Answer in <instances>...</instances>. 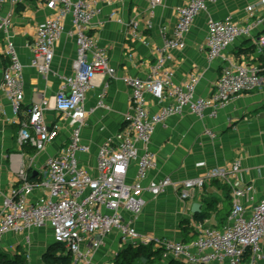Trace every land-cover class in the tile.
<instances>
[{
	"label": "built area",
	"instance_id": "obj_1",
	"mask_svg": "<svg viewBox=\"0 0 264 264\" xmlns=\"http://www.w3.org/2000/svg\"><path fill=\"white\" fill-rule=\"evenodd\" d=\"M20 1L0 0V31L5 38L4 53L8 58V65L2 73V87L14 115L19 114L24 100V66L9 32L12 15L10 12L3 14L2 8L7 3L15 5ZM121 1L45 0L52 15L36 27L30 44L32 56L29 65L42 76L49 74L54 44L61 37L64 22L68 19L73 27L76 54L72 73L62 77V84L52 96V102L68 121L71 129L69 143L59 154L46 158L37 182L28 183L26 171L21 168L17 177L23 183L22 188H11L6 195L0 192V243L8 233L21 235L22 247L25 248L23 253L28 259L30 231L49 228L52 241L70 255L71 264H93V254L102 245L103 238L117 232L122 243L153 247L181 264H264V197L250 209L243 204V198L253 191L252 184L231 189L232 206L222 229L199 226L193 240H174L141 233L132 222L146 204L145 192L157 196L173 184L168 177L154 184H143L148 170L156 164L155 153L147 148L156 126L164 127L170 116L185 111L198 118H214L218 109L231 98L261 86L263 77L259 69L250 63L230 60L226 51L237 39L249 38L255 53L262 54L264 15L257 7L264 5V0L257 5H247L249 19L245 23H239L231 16L208 18L207 59H221L224 66L207 97L196 94L198 74L191 73L176 83L173 70L165 66V60L169 50L185 47L184 37L194 19L216 0H187L176 8L172 34L164 38L163 47L158 51L148 76L121 77L131 93L129 110L124 114L121 128L98 148L95 172L91 174L78 159L80 153L89 151V146L81 139V128L88 113L84 100L94 76L114 77L116 69L109 63L104 49L96 45L89 28L93 18L100 13L102 3ZM162 1L148 0L150 17L153 8ZM138 26L136 20L128 22L134 38L138 37ZM147 26H151L150 20ZM147 95L160 102L153 113L149 111ZM49 102L42 99L30 105L28 115L18 130L20 146L30 145L42 151L57 137L60 125L47 124L44 116ZM205 133L213 138L216 136L209 129ZM137 143L144 146L142 151H139ZM204 164L203 161L198 163L199 166ZM132 165L135 173L131 178L129 170ZM239 170L240 162L236 160L229 166L210 168L204 175L184 179L178 184V197L188 199L193 190L201 189L211 179L228 183ZM35 187L42 191L43 196L29 200L27 192ZM124 213L131 219H126Z\"/></svg>",
	"mask_w": 264,
	"mask_h": 264
},
{
	"label": "crops",
	"instance_id": "obj_2",
	"mask_svg": "<svg viewBox=\"0 0 264 264\" xmlns=\"http://www.w3.org/2000/svg\"><path fill=\"white\" fill-rule=\"evenodd\" d=\"M187 0H163L149 15L148 0H122L117 3H102L101 11L90 24L89 34L97 46L104 49L109 63L116 69L114 77L94 76L84 100L87 115L81 128L82 142L89 151L80 153V164L91 174L95 172L96 153L100 145L112 137L122 126L124 114L129 110L131 93L121 77L130 75L145 78L150 73L158 51L163 47L164 38L172 34L178 6ZM260 0H216L208 5L206 11L199 13L184 37L183 49H171L165 60V66L172 68L173 80L182 82L191 73L199 76L196 94L207 97L214 88L224 62L221 59H207L206 35L208 18L231 16L239 23L249 19L247 5L258 4ZM264 15V5L257 7ZM10 12L12 25L10 34L23 64L24 100L18 115H14L5 91L2 87V73L8 65L4 53L5 38L0 31V192L9 193L11 188H22L23 183L17 177L19 169L26 171L28 183L39 179L40 170L48 156L57 155L67 146L70 126L63 113L54 108L52 96L59 90L62 77L72 73L75 59V38L73 27L67 19L61 37L55 42L54 56L49 74L42 76L29 65L32 56L30 44L39 23L52 15L45 0H21L15 5L9 3L2 13ZM114 13L113 15H111ZM130 20L138 22V37H132L128 27ZM151 26H147V21ZM227 56L232 61L250 63L259 69L263 81L260 87L231 98L218 109L214 118L197 116L185 111L172 115L163 127L156 126L147 148L155 153L156 164L148 170L143 184L150 185L168 177L172 185L166 191L152 196L144 193L146 204L141 213L132 219L134 227L141 233L169 237L174 240H193L199 226L222 229L217 213L225 207L231 210L230 191L234 186L252 184L253 191L243 198L247 209L264 197V51L256 54L250 39H237L228 49ZM103 97L100 98V95ZM42 99L49 106L44 111L47 124L60 125L57 137L44 150L37 151L30 145L20 146L18 130L28 115L30 105ZM151 113L160 106V102L151 95L146 96ZM211 130L216 136L210 137L205 130ZM139 151L143 145L137 143ZM240 162L239 172L223 182L211 179L201 189L192 191L186 200L178 197L179 183L188 178L204 175L214 167L229 166L233 161ZM203 161L205 164L199 166ZM135 173L134 165L129 177ZM29 200L43 196L35 187L27 192ZM198 204L192 210L193 204ZM126 219L131 216L124 213ZM51 237L49 228L30 231L31 244L29 258L34 255L35 244ZM22 236L8 233L0 244L9 249L22 246ZM53 242V241H52ZM25 248L22 247V251ZM128 251L135 264H178L160 250L147 246H132L122 243L119 233L113 232L103 238L102 245L92 257L93 264H111L120 252ZM24 254V253H23ZM180 263V262H179ZM181 264V263H180ZM209 264H227L212 262Z\"/></svg>",
	"mask_w": 264,
	"mask_h": 264
},
{
	"label": "rangeland",
	"instance_id": "obj_3",
	"mask_svg": "<svg viewBox=\"0 0 264 264\" xmlns=\"http://www.w3.org/2000/svg\"><path fill=\"white\" fill-rule=\"evenodd\" d=\"M34 255L27 260L23 254L22 246L9 249L3 243L0 244V252L7 259L17 261V264H71L68 253L61 246L55 247L50 235L35 244ZM46 257V258H45ZM111 264H135L132 263L129 253H118Z\"/></svg>",
	"mask_w": 264,
	"mask_h": 264
},
{
	"label": "trees",
	"instance_id": "obj_4",
	"mask_svg": "<svg viewBox=\"0 0 264 264\" xmlns=\"http://www.w3.org/2000/svg\"><path fill=\"white\" fill-rule=\"evenodd\" d=\"M222 211L223 212L219 211L217 213V220L220 222V224H224V222H226V220H227V218L229 216V213H230V211H228V207L227 206ZM53 244H54L55 247L61 246V245H59L57 243H54V242H53ZM121 253H129V252L128 251H125V252L122 251ZM132 254H135V253L132 252ZM132 254L129 253L130 258H131V256L133 257ZM69 258H70V261H71L70 255H69ZM17 263H18L17 261L7 259L6 255H4L3 253L0 252V264H17ZM176 263L180 264L178 261H176ZM173 264H175V263H173Z\"/></svg>",
	"mask_w": 264,
	"mask_h": 264
},
{
	"label": "water",
	"instance_id": "obj_5",
	"mask_svg": "<svg viewBox=\"0 0 264 264\" xmlns=\"http://www.w3.org/2000/svg\"><path fill=\"white\" fill-rule=\"evenodd\" d=\"M198 206H199V205H198L197 203H196V204H193V206H192V210H196Z\"/></svg>",
	"mask_w": 264,
	"mask_h": 264
}]
</instances>
